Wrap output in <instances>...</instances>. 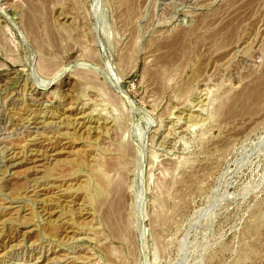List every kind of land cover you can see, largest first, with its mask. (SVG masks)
<instances>
[{
	"label": "rangeland",
	"instance_id": "1",
	"mask_svg": "<svg viewBox=\"0 0 264 264\" xmlns=\"http://www.w3.org/2000/svg\"><path fill=\"white\" fill-rule=\"evenodd\" d=\"M263 83L264 0H0V264H264Z\"/></svg>",
	"mask_w": 264,
	"mask_h": 264
},
{
	"label": "bare ground",
	"instance_id": "2",
	"mask_svg": "<svg viewBox=\"0 0 264 264\" xmlns=\"http://www.w3.org/2000/svg\"><path fill=\"white\" fill-rule=\"evenodd\" d=\"M263 81V80H262ZM257 84V83H256ZM258 84H259V82H258ZM264 84V83H263ZM262 84V85H263ZM262 85H260V87H262L261 88V90H260V87H259V92H257V91H255L256 92V97H255V99L253 100V101H255L254 102V105H255V103L256 102H258L259 100H261V98H263L264 97V85L262 86ZM259 86V85H258ZM256 89H258V88H256ZM254 96H255V93L253 94ZM248 97V96H247ZM260 97V99L258 100V98ZM256 100H258V101H256ZM250 104V103H249ZM252 104H253V102H252ZM29 162V161H28ZM114 207V206H113Z\"/></svg>",
	"mask_w": 264,
	"mask_h": 264
}]
</instances>
